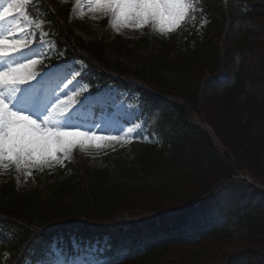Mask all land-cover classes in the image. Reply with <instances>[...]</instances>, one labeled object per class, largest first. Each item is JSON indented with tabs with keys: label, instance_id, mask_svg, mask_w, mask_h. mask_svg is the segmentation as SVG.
I'll list each match as a JSON object with an SVG mask.
<instances>
[{
	"label": "trees",
	"instance_id": "16d2710c",
	"mask_svg": "<svg viewBox=\"0 0 264 264\" xmlns=\"http://www.w3.org/2000/svg\"><path fill=\"white\" fill-rule=\"evenodd\" d=\"M192 3L193 8L175 31L159 32L151 41H141L144 46H151V55L140 57L134 68L106 57L108 47H128L129 42L120 35L111 33L105 42L77 41V47L87 54L88 60L96 62L92 73L84 79L93 92L110 83L128 91L132 87L143 98V129L134 136L132 158L114 159L118 176L106 168L89 169L68 163L70 176L49 183L44 195L38 189L20 190L13 181H0V264H24L30 256L29 245L37 228L52 230L83 220H123L130 209L179 210L210 192L224 178L229 180L237 166L247 169L264 185V101L246 98L243 92L249 91L254 83L252 66L254 72L263 69L264 0H192ZM36 11L35 17L56 29L49 28V35L55 34L53 39H62L60 42L65 44L69 36L59 22L60 14H54L44 0H39ZM204 21L206 26H202ZM254 27L262 40H252ZM233 33L236 38L227 44ZM217 73L223 78L219 79ZM128 76L145 81L163 97L136 84L133 86ZM205 90L207 103L222 104L240 124L246 136L241 143L244 156L262 175L257 177L246 168L217 127L201 115L200 96ZM242 92L244 100L238 98ZM193 111L214 128L233 158L217 151L208 134L195 124ZM47 172L37 171L39 180L49 181ZM208 177L216 181L204 184L197 191ZM85 184L86 190L82 189ZM221 189L220 199L219 195L214 198L218 201L215 215L221 220L219 223L206 228L209 222L204 213L190 219L191 210L201 208L206 212V204L175 213H160L156 220L137 226L138 231L129 233L131 243L140 236L143 243L154 244V235L165 229L192 240L166 235L156 249L132 260L125 259L123 263L195 264L190 255L194 250L205 245L219 250L221 243L240 233L249 235L245 249L234 258L226 257L213 264L228 260L229 264H264V193L243 181L231 180ZM147 195L154 196V200L147 199ZM209 209L212 212L215 207ZM119 228L102 230L111 233L116 242L118 237L114 233ZM37 235L45 234L38 232ZM177 254L183 255L182 258Z\"/></svg>",
	"mask_w": 264,
	"mask_h": 264
},
{
	"label": "rangeland",
	"instance_id": "374dc122",
	"mask_svg": "<svg viewBox=\"0 0 264 264\" xmlns=\"http://www.w3.org/2000/svg\"><path fill=\"white\" fill-rule=\"evenodd\" d=\"M47 1L51 4L55 13L59 14L60 10L63 14L59 17L64 22L66 31L71 34V40L69 42L71 45L73 43L77 45V40L89 43L102 40L103 38L107 39L111 36V33L120 35L123 39L127 40L129 42V44H127V48L119 49L108 47L106 50V57L108 60L111 62L122 63L127 67L134 68L140 57H149L151 55V48L146 47V45L144 46L141 41L145 38L150 40L152 35H156L161 32L154 26L153 23H149L145 27L139 29L125 27L123 24L116 25L110 14L105 15L103 11L91 10L92 6L90 0ZM18 2L22 6L23 0H0V10L7 7L9 3ZM57 5L61 6L58 7ZM66 6H69V12L67 14H65ZM16 11L19 14L13 20H5L2 24H0V30L12 28L18 33V38L21 39L23 33H26L28 30L29 20H27L25 15L21 12V8ZM105 19H107L106 24L104 23ZM202 24L205 26L206 22H203ZM16 25L19 27H16ZM255 32H259L256 27H254V35L251 37L252 40H262L260 33L257 35ZM234 34L235 33L229 36L226 41L227 44L236 38ZM228 35H230V33H228ZM30 40L31 39H29V41ZM140 44L141 46H138ZM29 47L31 48V51H23L16 55L15 59L20 60L23 57L32 58L33 53L42 54L43 49L41 44H31L29 42ZM152 49L154 51L155 47L153 46ZM262 59L264 62V54L262 55ZM248 66H252V63ZM255 72L252 66L251 75L252 77L254 76L252 79V82L254 83L250 86L249 91L244 90L243 92L245 93L246 98L248 97L254 100L261 98L264 101V64L261 72ZM46 74L48 75L46 76ZM77 75L78 73L74 71L66 72L63 69V66H61L45 70L42 75H37L36 80L30 81V83L35 85L41 77H45V79L50 81L48 89V91H50L51 88L55 86V83L59 82L60 79H62L64 83H67L70 79L73 81L67 88H64L63 85H61L59 88L55 89V95L59 96L61 99L70 98L71 101L64 117L61 118L59 123L62 126L65 124L76 126L80 131L89 132L90 134L95 133L97 136L119 137V139L115 141H100L99 143L102 145L100 148H96L92 144L85 145L83 147L77 146L75 148L81 152L82 157L80 162L82 167H89V169L106 168L109 169L113 175L118 176L119 171L115 168L114 159L118 160L119 157L128 159L132 158L130 155V132L135 131L140 122L134 123L129 127L125 122V119L130 122L131 118L136 116L139 110L138 104L133 99V102L129 101L126 96H122V93H120V98V96H117L116 91H110L109 88L99 95L89 96L87 94H78L77 90H80V81L74 80V77ZM54 76L56 79H53ZM202 91L204 90L202 89ZM243 92L241 95H238L239 99H245ZM200 98L201 104L199 108L201 110V115L217 127L220 136L224 139V141L226 140L225 142H227L232 151L239 157L246 168L253 171L254 173H252L256 176L257 174L259 176L262 175L259 174L257 167L255 169L253 164H250L249 161L246 160L241 146V143L246 139V136L243 134L244 131L239 126L240 124L235 122L233 117L229 116L228 109L223 107L222 104L218 105L214 102L207 103L209 100L207 99L206 90L205 94H202ZM107 108L108 110L109 108H112L113 112L111 114H104V112L102 113L100 111L102 109L106 110ZM29 114L36 116L38 119L41 117V114L35 112H29ZM194 115L196 114L194 113ZM73 156L74 149L68 153V159L66 160L72 161ZM61 164L62 163H56L50 167L45 166L43 168L22 169L20 171H17L14 166H9L7 168L0 167V180L6 181L8 178H12L15 180L19 188H23L25 190L38 189L39 192L44 195L48 191L47 185L49 183L65 179L68 176V173L61 172V170H63ZM35 169L48 171L47 173L50 175V180H38L33 172ZM28 171L32 172L31 176L26 174ZM206 180L201 183L197 191H201L204 184L210 185L216 181L213 178L208 179L207 182ZM86 187L87 185L85 184L82 189L86 190ZM147 199L154 200V196L147 195ZM246 238H249V235L238 233V236L226 239L227 241L223 244L221 243L222 247L219 250V247H206L205 245L203 248H200L197 251L194 250L193 254H190L192 256V262L195 264H213L222 261V259L226 257H228V259L234 258L245 249L244 243L247 241ZM214 249H217V251H214ZM177 255L181 256L180 258L183 256L181 254Z\"/></svg>",
	"mask_w": 264,
	"mask_h": 264
},
{
	"label": "snow or ice",
	"instance_id": "6c2138e0",
	"mask_svg": "<svg viewBox=\"0 0 264 264\" xmlns=\"http://www.w3.org/2000/svg\"><path fill=\"white\" fill-rule=\"evenodd\" d=\"M90 3L91 10L110 14L116 25L139 29L153 23L161 32L175 31L193 8L192 0H90ZM20 8L18 2L0 10V24L13 20ZM23 51H31L26 39L18 38L12 28L0 30V167L14 166L17 171L50 167L63 163L77 146L92 144L100 148V141L119 139L80 131L73 125L62 126L59 122L71 101L55 95V89L61 85L67 88L73 81L64 83L60 79L50 91V81L45 77L31 84L37 77L33 68L40 63V53H33L35 58L15 59ZM29 112L41 114L40 119ZM26 174L31 176L32 172Z\"/></svg>",
	"mask_w": 264,
	"mask_h": 264
}]
</instances>
